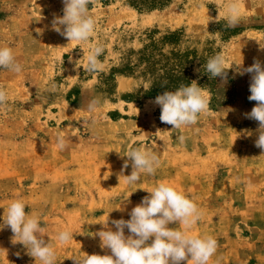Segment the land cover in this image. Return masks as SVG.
<instances>
[{"label":"rangeland","instance_id":"rangeland-1","mask_svg":"<svg viewBox=\"0 0 264 264\" xmlns=\"http://www.w3.org/2000/svg\"><path fill=\"white\" fill-rule=\"evenodd\" d=\"M226 4L92 0L95 31L80 42L52 29L62 0H0V46H11L23 65L18 74L0 69L8 93L0 104V264H39L2 227L14 200L40 214L57 264H75L110 254L96 233L108 218L130 219L161 182L203 213L189 234L218 241L208 264H264V155L255 146L258 123L245 118L256 103L248 99L250 74L235 65L264 62V0H240L235 27L227 26ZM94 45L103 46V69L88 72ZM217 54L226 58V83L206 71ZM192 81L208 95L209 110L195 125L172 129L153 101ZM93 98L102 102L98 114L87 111ZM135 148L157 154L160 165L128 185L127 154ZM61 230L74 233L67 245L56 240Z\"/></svg>","mask_w":264,"mask_h":264},{"label":"clouds","instance_id":"clouds-1","mask_svg":"<svg viewBox=\"0 0 264 264\" xmlns=\"http://www.w3.org/2000/svg\"><path fill=\"white\" fill-rule=\"evenodd\" d=\"M62 2L63 15L54 16L52 29L70 41H89L96 26V20L88 7L92 0ZM225 7L227 26H237L241 20L240 0H227ZM103 51L101 45L92 46L87 56L88 72L103 69V63L99 60ZM235 65L236 72L240 75L250 74L248 99L256 103L250 112L245 113V118L258 123L255 146L264 155V62L254 58L253 64L248 67ZM0 69L17 74L23 69L11 46H0ZM228 69L226 58L222 54L210 58L206 64V71L211 77H220L222 83L227 82ZM7 96V91L0 87V104L6 103ZM153 103L161 109L160 121L171 125L172 129L195 125L209 110V97L196 81L187 86L181 85L175 91L157 95ZM101 106V100L93 98L88 103L87 111L98 114ZM179 139L183 142L184 136ZM64 146V139L59 138L58 147L62 149ZM127 157L132 166L131 174L125 176L128 185L136 183L142 173L155 175L160 165L158 155L144 148L130 150ZM123 167H128L127 161ZM148 192L150 195L143 197L128 213L130 219L109 221L108 218L103 229L96 233L101 241L100 247L109 250L110 254H87L82 259H74L75 264H181L183 261L188 264L190 261L192 264H208L217 252L218 241L212 236L189 234L192 226L203 216L194 200L163 182ZM25 207L23 201L14 200L7 209L2 227L11 229L15 242L24 245L35 262L57 264L56 250L50 241L45 240L46 230L41 224L40 214L30 215L25 212ZM109 223L113 227H109ZM177 223L184 225L183 231L169 227ZM125 229L128 230L127 235ZM73 234L69 230H61L57 233L56 240L62 246L67 245L73 239Z\"/></svg>","mask_w":264,"mask_h":264}]
</instances>
